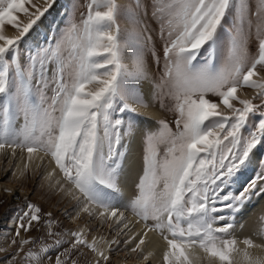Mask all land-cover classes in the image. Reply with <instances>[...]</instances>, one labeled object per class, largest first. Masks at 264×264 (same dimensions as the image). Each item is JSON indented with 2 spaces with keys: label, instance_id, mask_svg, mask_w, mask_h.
<instances>
[{
  "label": "snow or ice",
  "instance_id": "snow-or-ice-1",
  "mask_svg": "<svg viewBox=\"0 0 264 264\" xmlns=\"http://www.w3.org/2000/svg\"><path fill=\"white\" fill-rule=\"evenodd\" d=\"M55 4L0 0V154L27 153L21 177L35 159L49 158L52 170L45 179L50 188L76 201L77 216L95 215L110 227L122 225L118 236L127 238L89 242L81 229L69 233L70 241L57 238L38 251L29 249L23 261L43 264L53 248L63 247L51 264H80L73 257H84L82 249L92 254L85 264H111L121 243L143 255L149 234L156 233L164 241L162 264H194L201 252L208 264H236L238 257L245 264H264V255L249 251L264 249V244L246 238L240 249L232 235L245 206L264 195V172L231 189L255 151L264 147V0H128L126 5L88 0L79 23H69L60 39L38 47L22 64V41ZM149 9L160 24V54L144 19ZM121 18L127 27L122 28ZM253 21L258 45L250 56ZM6 25L16 34L6 35ZM225 35L226 54L220 62ZM149 45L158 71L163 61L159 79L145 59ZM241 89H252L254 95L241 98ZM162 95L174 101L170 110L177 114L176 131L158 120L156 130L143 132L142 175L122 211L118 196L128 150L124 141L134 129L132 123L126 125L125 115H142L137 109L149 107L145 97ZM249 123L252 128L245 135ZM57 175L60 179L52 183ZM26 207L18 217L16 237L42 219L39 207ZM127 210L144 222L131 236ZM53 223L45 221L48 236L60 237L51 230ZM258 234L264 236V226ZM35 243L20 240V251ZM15 260L14 255L7 264Z\"/></svg>",
  "mask_w": 264,
  "mask_h": 264
},
{
  "label": "rangeland",
  "instance_id": "rangeland-1",
  "mask_svg": "<svg viewBox=\"0 0 264 264\" xmlns=\"http://www.w3.org/2000/svg\"><path fill=\"white\" fill-rule=\"evenodd\" d=\"M42 3L43 0H40ZM121 5H126L128 0H118ZM88 3V0H56V4L52 10H50L49 14H47L40 25L35 28L34 31H32L26 39H24L21 43L20 47V61L22 64H24L27 61V58L30 54H33L38 47H47L49 44H53L56 40L60 39L62 34L64 33L65 29L71 22L79 23L81 20L82 13H85L87 11L86 5ZM21 21L26 22V18L23 14H18ZM145 23L148 29H150V33L153 36L154 41V50L157 52V54L161 53L162 50V42L159 40L158 32L160 28L159 21L156 20L151 16V9L148 10L147 16H145ZM231 19V18H230ZM120 24L122 28L127 27L125 20L123 18L120 19ZM5 34L8 36L15 35V29H13L11 26H5ZM226 45H227V36L225 35L223 40L220 44V50H219V57L220 62H222L224 55L226 54ZM258 41L256 40L255 35V21H253V26L251 30V35L248 40V50L249 55L253 56L256 53ZM153 49V45H149V51L145 53V59L146 62L150 66V72L155 75L157 79H159V76L163 69V61H161L160 64V71L157 70V67L155 65L154 59L151 55V51ZM127 62V61H126ZM54 67V65L49 66ZM49 96L51 95V92L49 91L47 93ZM241 98H251L252 95H254V90L252 89H241L238 93ZM208 98L214 102H218V98L215 96H212L209 94ZM151 100H153V111L160 116L159 120H165L169 123L170 127L173 131H176V125H175V119H176V113L175 111L170 110L173 106L174 101L167 95H162L160 97H151ZM161 102L164 104V107H161ZM254 103H259V101H254ZM239 106V105H237ZM126 125L127 123H132L135 126L139 122V116H136L132 113H128L125 115ZM158 121V120H156ZM156 121L146 122V125L148 129L156 130L158 128V124ZM255 122L254 120L252 121ZM23 119L22 117L15 121V127L20 128L22 126ZM155 123V124H154ZM252 128V123H249L245 130L244 134L246 135L249 130ZM146 129V131L148 130ZM134 130V129H133ZM143 134V133H142ZM141 134V136H142ZM141 148L138 150V158L142 165V155H143V143H141ZM164 145H161V154H163ZM264 148V147H263ZM17 150V156H12L11 154H7L5 156V159H0V175L7 174L9 172V175L2 181L0 178V182L10 183L13 182V172L16 167L17 160H19L20 156H25L27 154L26 152H20ZM9 153L11 151L9 150ZM12 156V158H11ZM262 161H260L259 169L256 171L255 176L253 179L261 172H264V152L262 153ZM4 163H3V162ZM2 162V164H1ZM26 163H29L26 161ZM249 165V164H248ZM246 165V166H248ZM13 167V168H12ZM140 167V171H141ZM45 169V167H44ZM12 170V171H11ZM31 168L29 166L28 171H30ZM40 175V177H39ZM44 176V177H43ZM46 174H42L41 172H38L37 177L34 178L32 175V172H28L24 175L23 181L18 183H15V186L7 187L11 190L9 193L8 191L1 192L0 188V248L5 249L6 251H0V263L7 264V260L11 259L12 256H16V260L13 262V264H30V262L23 261L22 257L24 254L29 250L38 251L40 245L43 244H53L54 240L57 238H62L66 241H70L72 237L69 235L72 231H77L78 229H81L84 227V225H87L90 229H92V232H98L102 234L105 232V228L102 229L100 225V218L98 216L95 217V219L90 220L91 217L85 216L83 218L82 225L75 224L72 222V219L70 218L69 214L77 215V210L75 208L71 210L70 212H66L68 208V201L66 200V196L62 197V194L58 191L52 189L49 187V183L46 182L45 179ZM137 179V178H136ZM137 180H133L131 185V190L134 194L135 192V184ZM5 187V184H4ZM231 189L234 191L232 185ZM4 196V198H3ZM261 195L254 196L256 199H258ZM32 203L39 207L41 209V221L36 224L34 227H32L28 232L21 231L20 237H16V227L19 223L18 217L23 214L24 211L27 210V204ZM47 213H51V217L47 216ZM132 215H134L132 213ZM135 216V215H134ZM137 217V216H136ZM264 217V215L262 216ZM138 218V217H137ZM48 219H52L54 221L52 225V231L53 232H59L61 233L60 237H50L48 236V227L45 224V221ZM74 223V224H73ZM262 226H264V222H262ZM80 225V227H79ZM14 226V227H13ZM83 226V227H82ZM109 228V224H106ZM91 231H88L89 234ZM112 234H114V231L111 230ZM120 237V238H119ZM31 238L32 240H35V244H29L24 245V251H20V244L19 241L22 239H28ZM118 238L123 241L125 239V236L119 235ZM17 240L16 244H13V240ZM69 245H64V247H68ZM114 247H116L114 245ZM121 248V251L119 252H113L112 254V260L111 264H117V259L119 258V255L123 252L126 254L130 250L125 249L123 243L119 246ZM63 251V247L60 249L53 248L49 254L48 258L43 259V264H51V260L55 258L56 255L59 254V252ZM83 252H85L84 257H78L74 256L73 259H79L80 264H85V261H91L92 254L87 249H82ZM19 253V255H17ZM131 254V252L129 253ZM134 261H140L142 260L143 255H136L133 254ZM152 264V263H150Z\"/></svg>",
  "mask_w": 264,
  "mask_h": 264
},
{
  "label": "bare ground",
  "instance_id": "bare-ground-1",
  "mask_svg": "<svg viewBox=\"0 0 264 264\" xmlns=\"http://www.w3.org/2000/svg\"><path fill=\"white\" fill-rule=\"evenodd\" d=\"M150 98L151 97H147V96L145 97L146 101L149 103V107L147 109H145V108H138L137 109V111L139 113H141L142 115L139 116V122L133 130L132 137H125V141H124L128 145V150H127L126 155H125V162L122 163V176H121V180H120L121 193L118 196V199L121 202L120 206H121L122 211H124V208L122 205L126 204L128 202V200L133 196V192L130 188L133 180L134 181L138 180V177L140 175H142V168L140 171V167H142V165H141L139 158L137 157L138 156V150L142 147L141 146V143H142L141 134L143 132H145L146 129L149 128L146 125L147 121L151 122V121H156V120L160 119V116H158V114L153 111V102H152L153 100H151ZM263 152H264L263 147H259L255 151V155L252 157L249 165L246 166L243 169L242 173L239 175L238 183L232 184L234 191L236 189H238L239 187L246 185L251 179H253V177L256 174V171L259 169L260 161H262L261 158H262ZM7 154L10 155L11 153H9V151H8L6 154H0V159L1 158L5 159V156ZM25 155L27 156V154H25ZM11 158H12V156H11ZM26 161H28L27 157L25 158V156H20L19 160H17V163L13 164V165L16 164V167L14 169V172L16 173V175L13 176V178H14L13 182L19 184L20 182L23 181L24 176L21 177L19 175V172L23 168ZM2 162H1V164H2ZM37 165H39V166L37 167ZM29 166H30L31 170L27 171V173L32 172V175L34 176V178L37 177L38 172H41V175L46 174V176H47L48 173L52 170V165L49 163V158H47V157L44 158L43 162H41L39 159H35L34 162L29 164ZM44 167H45V169H44ZM8 175H9V172L7 174L0 175L1 180L3 181ZM39 177H40V175H39ZM56 179H60V176L57 175L56 177H54L52 179L51 182L55 183ZM13 182H10V183L0 182L1 192L6 191V189H8L7 187H10L12 189V187L15 186V183H13ZM46 182L49 183V180L46 179ZM4 184H5V187H4ZM62 197H65V196L62 195ZM3 198H4V196H3ZM66 198H67L66 200L68 201V203H67L68 208H67L66 212H70L74 208H75V210L78 208L77 212H79V207L75 206L76 201H73L68 197H66ZM263 215H264V195H261L258 199L253 197L251 202L248 203L245 206V208L243 209L242 215H239L237 217L238 222H237L236 227L232 233V235L236 238L238 247L240 249L245 248V245L242 243V241L246 238L252 239L255 244H264V236H261L258 234L259 230L262 227L261 217ZM69 216L72 219V222H74L75 224H79L81 222L80 225H82V222H83L82 219L88 215L81 213L79 216H77V215L75 216L74 214H73V216H72V214H69ZM125 216H126L125 223L129 224V229H130V231H128L129 236L135 235L136 233L140 232L141 229L144 227V222L139 220V218H137L136 216L132 215V212L130 210L125 211ZM88 217H90V216H88ZM95 217H96L95 215L91 216L90 220H92V219L94 220ZM106 224L107 223H103L100 220L101 228L102 229L105 228V232H103L102 234H100L98 232H96V233L92 232L91 231L92 229H90L87 225H84V227L82 226L83 228H81V229L84 230L85 235L88 238L89 242H91L93 238H96V240L98 242L102 243L101 237H103L104 240H109V241L112 239H117L118 233L120 232L122 225L118 227L115 224H113L111 227L109 226V228H108L107 226H105ZM80 225H79V227H80ZM81 229H78V230H81ZM111 230L114 231V234L110 233ZM88 231H91V232L88 234L87 233ZM149 237H150V242L147 245L146 250L143 253V256L147 255L148 252H152L153 255L151 257H149V259L147 261H145L143 259V257H142V260H140V261H134L135 256H133V253L129 254L130 252L128 251L127 254L125 252H123L119 255V258L116 260L117 264H150V263L162 264L161 254H162V250L164 247V241L156 233H150ZM126 238H127V236H125V239ZM103 246L106 247V245H103ZM124 247H125V249L130 250L125 245H124ZM249 251H251L254 255H264V249L253 248V249H250ZM112 255L113 254H111V260H112ZM198 255H199V259L194 260V264H208L207 258L205 257L204 253L201 252V253H198ZM0 264H2V263H0ZM217 264H218V262H217ZM236 264H245V262L242 260V258L238 257Z\"/></svg>",
  "mask_w": 264,
  "mask_h": 264
}]
</instances>
